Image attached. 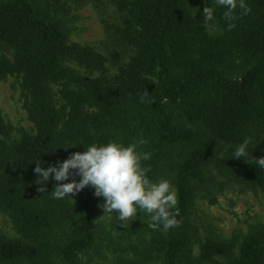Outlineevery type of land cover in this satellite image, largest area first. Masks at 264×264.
I'll list each match as a JSON object with an SVG mask.
<instances>
[{"label":"trees","instance_id":"trees-1","mask_svg":"<svg viewBox=\"0 0 264 264\" xmlns=\"http://www.w3.org/2000/svg\"><path fill=\"white\" fill-rule=\"evenodd\" d=\"M246 4L247 15L237 8L236 19L226 21L215 3L210 23L220 33L210 34L203 14L195 18L186 0H114L122 15L121 42L134 54L108 76L106 64L116 65L118 53L104 57L69 42L60 23L31 0H0V45L12 52L11 58L0 55V81L21 78L34 128L12 141L0 110V211L18 235L0 233V264H89L81 254L95 244L103 197L86 186L74 200L54 199L57 182L40 192L34 170L37 159L47 168L92 144L137 143V151L151 153L142 161L148 177L174 185L179 224L158 228L162 233L152 239L159 264H180L188 252L194 184L225 148V160L264 194V167L256 162L264 149L253 141L264 133V0ZM245 140L248 155L235 158ZM72 179L80 178L62 183ZM232 252V243L208 239L200 260L214 263ZM232 264H264L263 231L243 238Z\"/></svg>","mask_w":264,"mask_h":264},{"label":"rangeland","instance_id":"rangeland-1","mask_svg":"<svg viewBox=\"0 0 264 264\" xmlns=\"http://www.w3.org/2000/svg\"><path fill=\"white\" fill-rule=\"evenodd\" d=\"M45 9L58 21L71 43L89 46L104 57L116 52V65L106 64L108 76L116 74L117 67L124 65L134 54V49L121 42L122 15L116 9L114 0H31ZM192 15L197 18L206 7H212L216 0H186ZM202 26L210 34L220 33V28L208 22ZM0 55L12 57V52L0 45ZM68 66L81 74L86 71L75 63ZM53 90L56 87L53 86ZM57 99V96H55ZM25 94L21 78L7 76L0 81V110L3 120L12 128L11 140H18L23 134H33L24 104ZM254 147L264 149V133L253 139ZM227 149L204 171L195 186L194 206L188 218L190 247L180 264H232L238 255L243 238L253 230L264 232V194L248 184L243 174L225 159ZM78 194V193H77ZM77 194H69L74 200ZM113 215L103 212L96 218V241L94 246L81 254V260L89 264H117L120 259L159 264L160 258L153 252L152 239L161 230L149 227L146 213H137L128 223L119 222ZM99 219L100 217H102ZM0 233L9 238H18L11 218L0 211ZM226 241L233 245L228 258L216 257L214 263L200 260V251L206 240Z\"/></svg>","mask_w":264,"mask_h":264},{"label":"clouds","instance_id":"clouds-1","mask_svg":"<svg viewBox=\"0 0 264 264\" xmlns=\"http://www.w3.org/2000/svg\"><path fill=\"white\" fill-rule=\"evenodd\" d=\"M216 4L225 9L223 16L226 21L236 19L234 13L237 8L243 10V15L251 11L246 0H216ZM203 18L205 24L213 21L214 10L204 8ZM228 27L231 29L235 24L229 23ZM144 142L140 140L139 144ZM247 147L248 141L245 140L236 146L233 156L238 159L247 156ZM137 148V143L125 146L115 141L92 144L83 153H73L66 160L47 168L39 166L37 159L34 171L38 176L36 183L41 185L39 191L45 192L47 183L54 180L57 184L51 195L54 199L62 200L91 186L94 195L103 197L105 201L101 205L104 214L113 215V210H116L118 214L115 217L119 222H124L122 226L137 213H146L150 217L149 227L153 229L162 227L167 231L178 226V195L174 185L166 178L151 180L148 177L150 169L142 166V161L149 160L151 153L139 152ZM256 162L264 167V158ZM73 175L78 176L79 181L72 179V182L62 183Z\"/></svg>","mask_w":264,"mask_h":264}]
</instances>
